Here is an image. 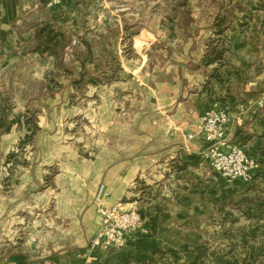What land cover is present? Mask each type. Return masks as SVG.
<instances>
[{
	"label": "rangeland",
	"instance_id": "374dc122",
	"mask_svg": "<svg viewBox=\"0 0 264 264\" xmlns=\"http://www.w3.org/2000/svg\"><path fill=\"white\" fill-rule=\"evenodd\" d=\"M260 6L258 0H67L55 9L43 6V13L29 10L30 25L34 20L36 27L33 39L21 47V54L15 56L18 61L6 59L0 64V103L9 121H19L0 139V257L18 253L40 256L62 241L65 232L61 229L79 219L93 197L87 183L85 193L78 191L84 187L78 177L94 173L99 161L106 163L115 154L123 157L125 145L140 136V117L156 109L151 85L140 86L136 80L145 77L151 81L158 68L165 66L168 59L161 50L167 47L180 54L192 41V47L228 51L231 31H247L253 22L264 20V6ZM218 15L227 20L224 37L214 32ZM40 19L63 29L67 37L59 58L35 51V35L43 24ZM153 41L146 51V44ZM86 42L94 49L91 62L84 67L78 57L86 55ZM103 61L108 63L106 70ZM142 62L145 67L139 70ZM88 71L94 74L84 76ZM210 74L209 79L214 73ZM233 75L245 83L235 87L237 98L216 100L212 106L234 112L244 106L233 119L237 123L246 114L264 110V82L257 92L253 87L245 91L252 75ZM212 78L220 83L218 77ZM92 79L99 83L90 84ZM80 80L83 82L76 85ZM248 93L258 94L260 99L253 104L239 101L240 94ZM233 101L239 103L233 106ZM229 141L251 154L259 164L257 173L264 174V150ZM222 179L218 183L223 185V193H213L212 209L181 219L177 239L185 246L174 254L179 260L175 264H190V257L199 256L194 247L202 244L228 264H241L252 247L262 250L259 259L264 262V207H258L259 200H264V177L255 185ZM137 188L146 190L140 182ZM243 199L252 201L248 204ZM95 200L93 197L92 205ZM251 207L255 218L249 220L246 212ZM257 227V237H248L245 244L244 229ZM164 257L161 264H169L170 257ZM198 263L215 264L203 258Z\"/></svg>",
	"mask_w": 264,
	"mask_h": 264
},
{
	"label": "crops",
	"instance_id": "0c3cea01",
	"mask_svg": "<svg viewBox=\"0 0 264 264\" xmlns=\"http://www.w3.org/2000/svg\"><path fill=\"white\" fill-rule=\"evenodd\" d=\"M262 1L258 0L259 3ZM43 6L46 7L44 0H0V64L6 59L11 63L16 62L15 56L21 54V47L33 39L36 31L35 21L30 25L32 19L27 17V12L43 13ZM49 17L52 22V14ZM39 22L43 23L44 19ZM229 34L230 46L224 66H204L207 47H192V41L181 48L180 54L167 47L165 51L161 50L168 59L165 66L158 68L151 81L145 77L135 79L140 86L151 85L156 103L153 113L140 117V136L125 145L123 157L115 154L106 163L99 161L94 173L88 172L82 179L78 177L84 182L79 192L85 193L87 183L88 193H92L95 199L99 187L104 185L108 197L101 203L95 200V205H92L93 197L90 194V202L80 212L79 219L61 229V233L64 231L65 234L57 246L53 245L35 257L24 253L0 257V264H161L165 254L170 257L167 260L169 264L179 262L174 259V254L185 246L177 239L181 235V219L206 214L207 210L213 208V193H223V185L218 183L223 181L222 176L213 171L202 156L204 143L188 136L195 131L199 118L214 101L237 98L235 87L245 83H240L241 80L233 73L252 75L245 91L253 87L257 92L264 82L263 18L260 22H253L247 31L237 28ZM148 35L156 41L154 34L148 32ZM154 44V41L146 44V51ZM84 49L86 52V47ZM144 67L142 62L139 70ZM217 68H221V74L223 71V86L209 79L210 73ZM240 95L239 101L251 104L260 99L258 94ZM239 101H233V106ZM13 128L5 135H9ZM249 136L251 140L247 142ZM228 137V140H236L237 137L244 139L243 143H247L248 149L251 146L264 150V110L257 115L246 114L237 123L232 122ZM138 182L146 190L137 188ZM258 182L255 181L253 185ZM224 193H228V190ZM238 193H249V190H239ZM120 204L126 209L139 210L144 221V232L131 235L123 250L92 249L91 241L102 226L100 208ZM59 228L54 227L55 230ZM190 258L191 263L202 259L199 256Z\"/></svg>",
	"mask_w": 264,
	"mask_h": 264
},
{
	"label": "built area",
	"instance_id": "2783aa9c",
	"mask_svg": "<svg viewBox=\"0 0 264 264\" xmlns=\"http://www.w3.org/2000/svg\"><path fill=\"white\" fill-rule=\"evenodd\" d=\"M44 1L47 9H55L65 2V0ZM238 109L234 112L224 106L209 107L199 118L195 131L188 138L202 140L205 145L202 156L208 161L213 171L229 182L250 183L258 172V161L240 145L228 140L230 124L236 115L245 110L244 106ZM108 195L106 187L101 185L96 194V201L101 203ZM99 213L102 217V226L91 241L92 249L123 250L131 235L144 232V221L136 208L126 209L120 204L101 207Z\"/></svg>",
	"mask_w": 264,
	"mask_h": 264
},
{
	"label": "trees",
	"instance_id": "16d2710c",
	"mask_svg": "<svg viewBox=\"0 0 264 264\" xmlns=\"http://www.w3.org/2000/svg\"><path fill=\"white\" fill-rule=\"evenodd\" d=\"M261 8L264 6V2L262 1L261 3ZM215 23H214V32L218 37H224L226 28H227V20L225 17H223V15H218L215 18ZM36 40L38 41V45L35 48L36 53H38L39 55H49V56H53L55 58H59L60 57V48L62 49L64 47V45L67 44V37L63 31V29H58L56 28L55 25H51V24H44L42 26L39 27V29L36 32L35 35ZM85 47H86V55L83 56H79L78 60L82 61V65L85 67L87 64H89L92 60L93 57V48L89 43H85ZM226 53H228L227 50L225 49H218V47H213L212 49H208V51L206 52L204 59H203V65L204 66H210L213 64H219L220 66H223L222 63L225 59V55H227ZM104 63V68L103 70H106L107 68V62L103 61ZM221 68H217L213 71V76L210 77L211 80H213L212 77H218L219 82L222 84L224 82V78L221 74L220 71ZM92 74L90 71H88L87 73L84 72V76L88 77V76H92ZM83 81L80 80L78 82H76V85L82 83ZM90 84L93 85H97L99 83V81H96L95 79H92L89 81ZM6 101V100H5ZM6 108L4 105H2L0 103V139L3 135L8 134L12 127L17 124L19 121L13 120V121H9L8 120V114L6 112ZM236 140L239 143H242L244 141V139L242 138H236ZM264 177V174H257L254 177V180L251 183H254L255 181H258L260 178ZM242 201L244 202H249L248 204L251 203V199H243ZM260 204H259V209L264 207V200L260 199ZM248 211L246 212V214L248 215V219H254V215L251 214L252 211L254 210V208H248ZM262 214V212H261ZM260 227H257L255 229L246 231V229H244V231L242 232V240L243 242L246 244L248 243L247 239L248 237H252V238H256L257 237V233L259 232ZM194 253L198 254L201 258H203V260L207 261V260H212L213 263L215 264H228L226 263V259L224 257H217V255L213 252V253H209V251H207V248L205 246L202 245H198L196 247H194ZM260 252H262V250H258L254 247L251 248L249 254L242 260L241 264H264L263 261H260L259 256H260ZM190 264H199L198 262H193ZM229 264H235V263H229Z\"/></svg>",
	"mask_w": 264,
	"mask_h": 264
}]
</instances>
